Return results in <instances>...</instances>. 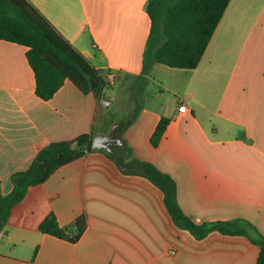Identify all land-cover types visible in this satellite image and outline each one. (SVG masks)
I'll list each match as a JSON object with an SVG mask.
<instances>
[{
	"label": "crops",
	"instance_id": "obj_1",
	"mask_svg": "<svg viewBox=\"0 0 264 264\" xmlns=\"http://www.w3.org/2000/svg\"><path fill=\"white\" fill-rule=\"evenodd\" d=\"M29 1L104 82L109 73L116 82L100 101L70 81L44 101L27 49L0 40V194L12 192V176L47 145L114 133L133 157L175 181L177 202L192 220L234 222L264 236V0L230 1L196 69L155 65L130 125L124 119L135 108L148 0ZM163 118L170 122L154 147ZM106 152L88 153L29 190L0 233V264H257L260 249L245 236L212 232L197 240L176 226L162 190L123 173ZM51 213L70 236L85 216L81 238L43 234Z\"/></svg>",
	"mask_w": 264,
	"mask_h": 264
},
{
	"label": "trees",
	"instance_id": "obj_2",
	"mask_svg": "<svg viewBox=\"0 0 264 264\" xmlns=\"http://www.w3.org/2000/svg\"><path fill=\"white\" fill-rule=\"evenodd\" d=\"M231 0H148L145 11L150 18V33L143 52L142 72L135 91V108L125 116V124L136 120L144 103L147 86L155 65L186 71L196 69L221 22ZM0 40L24 46L26 58L34 73L36 95L48 101L66 81L73 83L83 94H93L100 101L108 87L100 71L69 43L29 0H0ZM92 82L97 83L92 87ZM170 120L163 118L151 139L157 147ZM93 137L84 134L71 141L55 142L44 147L25 171L15 173L13 190L0 194V233L12 210L20 204L33 187L46 183L60 168L84 157L92 150ZM116 153L106 154L122 165L131 168L125 174L148 178L164 193L165 203L174 223L188 231L197 240L212 232L231 236H245L260 249L257 264H264V236L251 237L234 222L197 223L180 208L176 199V183L151 163L131 155L128 144L115 148ZM124 157H123V156ZM120 156L123 157V163ZM76 233L72 236L59 225L55 214H49L39 229L43 234L61 240L77 242L87 228L86 217L76 220ZM37 250L35 251V255Z\"/></svg>",
	"mask_w": 264,
	"mask_h": 264
},
{
	"label": "water",
	"instance_id": "obj_3",
	"mask_svg": "<svg viewBox=\"0 0 264 264\" xmlns=\"http://www.w3.org/2000/svg\"><path fill=\"white\" fill-rule=\"evenodd\" d=\"M96 86H97V83L92 82V87H96ZM105 103H107V105L105 106H108L110 104L109 101L104 99L103 104ZM123 145H124V142L121 139L117 138L114 133H112L110 136H100L99 135V136L94 137L92 140V150L94 151L104 149L109 153H114L115 147L123 146ZM120 159H121V162L123 163V157H120ZM122 169L128 170V171L131 170V168L125 167L123 165H122Z\"/></svg>",
	"mask_w": 264,
	"mask_h": 264
},
{
	"label": "built area",
	"instance_id": "obj_4",
	"mask_svg": "<svg viewBox=\"0 0 264 264\" xmlns=\"http://www.w3.org/2000/svg\"><path fill=\"white\" fill-rule=\"evenodd\" d=\"M115 82H116V76H115V74L109 73L107 75L106 80H105V84L107 86H113L115 84ZM186 112H187V106H186V104L180 105V107H179V113H186Z\"/></svg>",
	"mask_w": 264,
	"mask_h": 264
},
{
	"label": "rangeland",
	"instance_id": "obj_5",
	"mask_svg": "<svg viewBox=\"0 0 264 264\" xmlns=\"http://www.w3.org/2000/svg\"><path fill=\"white\" fill-rule=\"evenodd\" d=\"M112 90H109L107 87L103 90L102 95L103 97L108 96L111 93ZM108 101V100H107Z\"/></svg>",
	"mask_w": 264,
	"mask_h": 264
}]
</instances>
